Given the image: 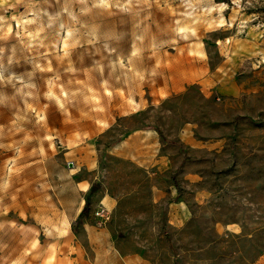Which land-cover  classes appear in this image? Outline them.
Returning <instances> with one entry per match:
<instances>
[{
    "label": "rangeland",
    "instance_id": "1",
    "mask_svg": "<svg viewBox=\"0 0 264 264\" xmlns=\"http://www.w3.org/2000/svg\"><path fill=\"white\" fill-rule=\"evenodd\" d=\"M101 193L126 259L264 264V0H0V264H55Z\"/></svg>",
    "mask_w": 264,
    "mask_h": 264
},
{
    "label": "crops",
    "instance_id": "2",
    "mask_svg": "<svg viewBox=\"0 0 264 264\" xmlns=\"http://www.w3.org/2000/svg\"><path fill=\"white\" fill-rule=\"evenodd\" d=\"M93 161V151L90 148H86L84 155L79 151H72L71 157L65 162L66 167L67 163L71 162L74 168L69 172L70 176L73 178L70 179L69 187L73 188L74 193L81 194L80 200L75 204L73 209L74 213L70 221V231L73 223L77 220L80 212L85 206L86 199L91 189L89 184H85L78 180V173L83 170H91ZM91 199L93 200L94 196H92ZM93 201L96 205L93 211L97 207H103L107 209L110 214L111 210L117 205V200L109 193L96 195ZM93 211H91L90 214L92 220ZM105 225L106 224L102 227H98L100 229H94L86 225L81 227V235H85V242L76 241L58 245V247H60L58 250L61 251V254L56 256L57 259H55V264H150L148 261L139 260L138 258L126 259L117 245L107 238L111 232ZM99 237L103 238V240L98 241Z\"/></svg>",
    "mask_w": 264,
    "mask_h": 264
},
{
    "label": "built area",
    "instance_id": "3",
    "mask_svg": "<svg viewBox=\"0 0 264 264\" xmlns=\"http://www.w3.org/2000/svg\"><path fill=\"white\" fill-rule=\"evenodd\" d=\"M92 217L94 220V224L98 227L103 226L110 220V212L103 208V207H97L92 212Z\"/></svg>",
    "mask_w": 264,
    "mask_h": 264
},
{
    "label": "trees",
    "instance_id": "4",
    "mask_svg": "<svg viewBox=\"0 0 264 264\" xmlns=\"http://www.w3.org/2000/svg\"><path fill=\"white\" fill-rule=\"evenodd\" d=\"M87 206H88V201L86 200L85 206L83 207L82 211L80 212V214L77 218V221L80 222L84 218V216L86 215Z\"/></svg>",
    "mask_w": 264,
    "mask_h": 264
},
{
    "label": "water",
    "instance_id": "5",
    "mask_svg": "<svg viewBox=\"0 0 264 264\" xmlns=\"http://www.w3.org/2000/svg\"><path fill=\"white\" fill-rule=\"evenodd\" d=\"M67 167H68V168H72V167H73V163L68 162V163H67Z\"/></svg>",
    "mask_w": 264,
    "mask_h": 264
}]
</instances>
